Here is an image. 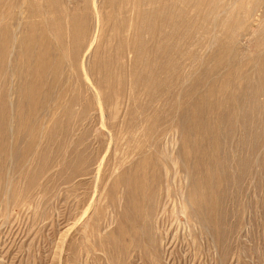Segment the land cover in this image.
I'll return each instance as SVG.
<instances>
[{"label": "rangeland", "instance_id": "1", "mask_svg": "<svg viewBox=\"0 0 264 264\" xmlns=\"http://www.w3.org/2000/svg\"><path fill=\"white\" fill-rule=\"evenodd\" d=\"M262 43L264 0H0V264H264Z\"/></svg>", "mask_w": 264, "mask_h": 264}, {"label": "bare ground", "instance_id": "2", "mask_svg": "<svg viewBox=\"0 0 264 264\" xmlns=\"http://www.w3.org/2000/svg\"><path fill=\"white\" fill-rule=\"evenodd\" d=\"M151 13V12H150ZM145 17H146V15L145 14H143ZM148 16V15H147ZM149 17H150V15H149ZM70 18V17H69ZM88 31V30H87ZM78 44L79 43H81V40L79 39V41H76ZM263 44V47H264V43H262ZM63 54V53H62ZM233 54V53H232ZM233 57V56H232ZM36 60H37V62H39V63H42L43 64V60L40 58H36ZM231 60V59H230ZM256 61H257V63L256 64H261L260 66V74L258 75L259 77H260V79L262 78V82H260V84H255V80H254V77H256L255 76V74L254 75H252V74H248V76H246V79H247V83H248V92H249V95L251 96V97H249V99H251V98H255L259 93H260V91H264V49H263V51H261V52H259V55H257V59H256ZM219 63V62H218ZM237 63V61H236V59H234V60H232L231 61V65L233 66V65H235ZM44 64H45V62H44ZM43 64V65H44ZM215 65H217V64H215ZM40 66V65H39ZM230 71H234L233 72V76L231 77V79H233V77L235 78L237 75V71H235V70H233V68H231L230 70H229V72ZM258 72H259V70H258ZM32 73V72H31ZM30 73V74H31ZM249 73V72H248ZM207 74H208V72L206 71L205 73H204V75L202 76L203 78H204V81H205V77L207 76ZM36 75V74H35ZM262 75H263V77H262ZM254 76V77H253ZM200 78V77H199ZM231 79H228L229 81L231 80ZM256 79V78H255ZM260 79H258V80H260ZM247 86V85H246ZM221 87H222V85H221ZM221 87H220V89H221ZM194 89V88H193ZM208 91V90H207ZM214 91V90H213ZM211 92H212V90H211ZM200 94V93H199ZM209 91L207 92V93H205V94H202L200 97L201 98H199V100H204V102L205 103H208L209 102ZM192 100V99H191ZM188 101V100H187ZM195 101L197 102V100L195 99ZM256 101V100H255ZM194 102V101H193ZM203 102V103H204ZM189 103V102H188ZM195 103V102H194ZM221 103V102H220ZM243 104H244V102H243ZM194 105V104H193ZM204 105V104H203ZM188 107V106H187ZM196 107V106H195ZM201 107V106H200ZM199 107V108H200ZM239 107H241L240 105H239ZM192 108V107H191ZM199 108H197V109H199ZM201 108H203V107H201ZM255 108V107H254ZM193 110V109H192ZM254 110V109H253ZM224 112V111H223ZM240 112L241 113H246V118H252L253 120H257L258 121V119L259 118H262L263 120H264V116H263V114H262V116H260L259 115V117L258 116H256V115H252V113L250 112V113H248L247 112V110H245V111H243L242 112V110H240ZM193 113V112H192ZM196 113V112H195ZM240 113V114H241ZM257 113V112H256ZM255 113V114H256ZM238 114V113H237ZM254 114V113H253ZM222 115V114H221ZM224 115V114H223ZM250 115H251V117H250ZM191 118V117H190ZM191 120V119H190ZM218 121H219V119H218ZM225 121H228L230 124H231V122L233 121V124H231V126L232 125H235V124H237V118H236V116H235V114L233 113V114H226L225 116H222V117H220V121L217 123V124H215V126H214V130H215V133H216V131H217V127L219 128V126L223 123V122H225ZM259 122V121H258ZM190 124V123H189ZM262 125H263V123H262ZM199 126H200V128L202 129V130H207L209 127H208V125H207V123L206 122H199ZM212 129H213V127H212ZM220 129V128H219ZM218 129V131H220ZM259 134V133H258ZM187 135V134H186ZM186 138V137H185ZM219 146V143L217 142V140H216V147H217V149H220V147H218ZM246 162H248L247 160H245V161H243V164H242V166H245V163ZM219 163H221V160L219 159ZM225 175V174H224ZM207 179V178H206ZM204 180H205V178H204ZM206 182V181H205ZM206 184V183H205ZM208 184H210V183H208ZM201 186V185H200ZM209 187V186H208ZM208 187H206V188H208ZM198 188V187H197ZM197 188H195V189H197ZM200 188V187H199ZM198 188V189H199ZM205 188V189H206ZM194 189V190H195ZM200 190V189H199ZM207 190V189H206ZM208 191H209V189H208ZM195 192V191H194ZM199 192V191H198ZM211 192V191H210ZM213 194H214V192H213ZM213 197V195L210 193H207L205 190L202 192V193H200V195L197 193V191L193 194L192 193V199H193V201L197 204V205H200L201 203H200V200H207L208 202H210V200H211V198ZM216 198H217V196H216ZM218 199V198H217ZM216 199V200H217ZM207 202V203H208ZM152 211H151V208H148V213L150 214ZM145 233L147 234V235H149V232L148 231H145ZM143 235V234H142ZM136 237L137 238H139L140 237V233H136ZM109 241H110V243L113 241V242H115L114 241V238L113 237H110L109 238Z\"/></svg>", "mask_w": 264, "mask_h": 264}]
</instances>
